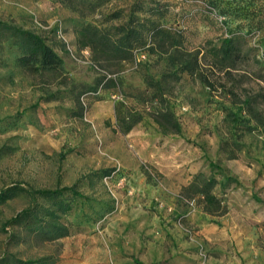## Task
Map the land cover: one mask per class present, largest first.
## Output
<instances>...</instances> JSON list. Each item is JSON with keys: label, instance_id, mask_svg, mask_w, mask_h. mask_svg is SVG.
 Instances as JSON below:
<instances>
[{"label": "rangeland", "instance_id": "obj_1", "mask_svg": "<svg viewBox=\"0 0 264 264\" xmlns=\"http://www.w3.org/2000/svg\"><path fill=\"white\" fill-rule=\"evenodd\" d=\"M132 14L148 45L131 61L79 43L82 27ZM0 20L64 61L29 72L0 41V192L12 190L0 264H264V0H0ZM155 26L167 34L153 40ZM226 38L241 51L230 69L213 57ZM183 58L195 70L182 72ZM164 108L182 134L156 123ZM199 174L217 179L220 210L198 192ZM73 186L84 197L59 199L71 206L59 212L67 236L11 224L57 208L37 191Z\"/></svg>", "mask_w": 264, "mask_h": 264}, {"label": "trees", "instance_id": "obj_2", "mask_svg": "<svg viewBox=\"0 0 264 264\" xmlns=\"http://www.w3.org/2000/svg\"><path fill=\"white\" fill-rule=\"evenodd\" d=\"M109 1V0H99ZM143 8V6H141ZM134 15L130 17L127 23H123L114 28H99L92 25L82 27L78 32V41L84 47L90 50L98 57H103L113 61H131L134 58L136 49L146 47L147 40L144 37V31L140 28V23L135 24ZM116 18H119L117 16ZM160 34H167L165 30L155 26L152 31V38L156 40ZM0 41H12L17 47L19 56L18 63L29 72H53L63 67L64 61L62 57L51 47L46 40L39 34L25 30L21 27L14 26L0 20ZM171 47H174L171 45ZM151 50H154L152 48ZM179 50V49H177ZM241 51L234 38L224 39L219 48L214 52V58L221 61L226 68H233L234 62L240 58ZM173 58V56H172ZM174 65L177 61L172 60ZM182 72H191L195 70L193 63L183 58L179 63ZM148 84L149 80H147ZM141 117H133L122 119L123 132H130L138 123ZM156 123L165 133L182 134L183 128L180 122L175 118L174 113L169 108H164L156 112ZM210 166L215 168L214 163ZM203 175L196 176L194 185L198 182V192L204 196L206 204L215 211L220 210L221 201L213 194V190L218 185L215 177L202 178ZM232 181L227 179L226 183ZM196 182V183H195ZM193 185V186H194ZM12 190L0 192V203L5 202L11 197ZM66 192L74 197H84L76 186L58 188L56 190H40L37 194L45 199L55 200L56 209H46L42 211L39 217L37 211L27 209L16 216L11 224H20L26 228L37 231L50 236L51 240L60 239L68 235V227L61 222L60 214L67 213L71 210V206L59 200ZM210 212H213L210 209ZM31 264V263H25Z\"/></svg>", "mask_w": 264, "mask_h": 264}]
</instances>
